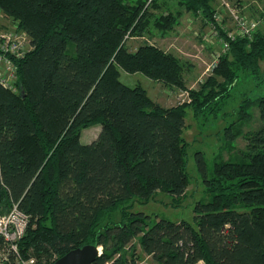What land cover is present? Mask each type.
<instances>
[{
    "label": "trees",
    "instance_id": "1",
    "mask_svg": "<svg viewBox=\"0 0 264 264\" xmlns=\"http://www.w3.org/2000/svg\"><path fill=\"white\" fill-rule=\"evenodd\" d=\"M132 1L0 0V14L31 47L9 57L11 77L0 82V208L17 203L30 218L19 255L53 264L93 245L102 250L92 264H138L136 241L153 264H264V151L257 149L264 96L255 103L260 127L245 138L248 161H215L208 171L198 159L210 199L195 204L194 225L133 212L158 193L171 205L185 199L186 110L199 119L226 96L236 70L257 73L264 30L229 43L213 71L222 82L190 91L189 104L164 108L119 80L124 71L185 88L176 57L154 45L126 47L164 0ZM211 2L177 0L203 21L214 12ZM182 12L160 15L153 26L167 33ZM96 125V139L81 144V131Z\"/></svg>",
    "mask_w": 264,
    "mask_h": 264
},
{
    "label": "rangeland",
    "instance_id": "2",
    "mask_svg": "<svg viewBox=\"0 0 264 264\" xmlns=\"http://www.w3.org/2000/svg\"><path fill=\"white\" fill-rule=\"evenodd\" d=\"M211 1L214 12L210 20L204 19V21L200 16L194 18L190 14L183 13L177 0L161 1L160 7L152 11L149 18L151 26L147 25L144 28V34L140 37L128 38L125 42L131 52L143 44H149L176 57L184 65L182 77L185 88H169L162 83L151 81L140 73L128 74L124 71H120V82L128 87L143 88L155 103L164 108L189 104L190 91H198L203 85H210L212 81L222 82V79L215 76L213 71L218 66L219 59L229 53V51L220 52V41L225 39V31H232L231 24H233L223 14V2L236 7L246 17L254 18L261 16L264 0ZM177 12H182L183 16L179 19V23L170 29L171 31L165 33L153 26L160 15L167 13L176 15ZM218 13L225 17L223 29H219L214 22V17H217ZM260 30H264V24ZM215 33L219 38H214ZM7 38L20 47H25L28 43L25 34L18 30L15 22L0 14V44H5ZM248 40L251 41L252 38ZM28 47L21 50L29 51L31 47ZM218 51L220 56L216 58L215 53ZM236 74L237 79L226 96L201 114L199 119L192 116L190 109L186 110L185 128L182 134L187 146L188 186L185 199L171 205L172 201L166 194L158 193L145 205L135 204L133 212H142L150 216L152 222L164 219L175 223L185 221L194 225L195 204L207 202L210 199L204 188L203 173L198 165V159H202L208 171L212 169L215 161L230 163L248 161L246 154L249 153V148L245 140L246 135L257 131L261 124L255 103L264 96V60L258 62L257 73L236 70ZM99 131V125L83 129L80 143L90 144L96 139ZM257 149L264 151V145L258 146ZM132 243L136 246L135 256L138 257L136 262L153 264L149 257L141 253L136 241ZM99 249L101 254V247Z\"/></svg>",
    "mask_w": 264,
    "mask_h": 264
},
{
    "label": "built area",
    "instance_id": "3",
    "mask_svg": "<svg viewBox=\"0 0 264 264\" xmlns=\"http://www.w3.org/2000/svg\"><path fill=\"white\" fill-rule=\"evenodd\" d=\"M223 14L232 21V31H225V39L220 41V52L227 53L229 51V43L237 38L250 39L264 24V9L261 16L249 18L240 12L236 7H233L226 2L222 5ZM221 13L214 17V22L219 29H223L222 24L225 21ZM219 25V26H218ZM26 36V35H25ZM217 33H215L214 38ZM28 41V38L26 36ZM29 45V42L25 46ZM16 46L9 38L5 40V44H0V82L7 86L11 75L6 76L12 68L9 64V57L20 58L24 55L22 48ZM216 58H219V51L215 53ZM13 70V69H12ZM30 218L24 214L18 207L17 203L10 204V207L5 211L0 208V264H35V260L30 258L23 260L18 253V242L23 238L29 226Z\"/></svg>",
    "mask_w": 264,
    "mask_h": 264
},
{
    "label": "water",
    "instance_id": "4",
    "mask_svg": "<svg viewBox=\"0 0 264 264\" xmlns=\"http://www.w3.org/2000/svg\"><path fill=\"white\" fill-rule=\"evenodd\" d=\"M100 255L99 247L85 245L66 253L53 264H92Z\"/></svg>",
    "mask_w": 264,
    "mask_h": 264
},
{
    "label": "bare ground",
    "instance_id": "5",
    "mask_svg": "<svg viewBox=\"0 0 264 264\" xmlns=\"http://www.w3.org/2000/svg\"><path fill=\"white\" fill-rule=\"evenodd\" d=\"M29 38V37H28ZM28 47V46H27ZM29 48V47H28ZM30 51V50H29Z\"/></svg>",
    "mask_w": 264,
    "mask_h": 264
}]
</instances>
